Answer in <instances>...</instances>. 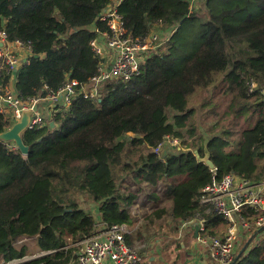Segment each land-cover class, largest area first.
Returning <instances> with one entry per match:
<instances>
[{
	"label": "trees",
	"instance_id": "obj_1",
	"mask_svg": "<svg viewBox=\"0 0 264 264\" xmlns=\"http://www.w3.org/2000/svg\"><path fill=\"white\" fill-rule=\"evenodd\" d=\"M106 2L0 0V28L9 40L32 44L16 74L20 98H43L67 78L85 84L97 75L90 43L106 29L99 21ZM202 2L197 10L187 0H124L127 32L144 37L158 29L162 47L129 80L102 83L97 100L75 97L54 114L53 128L23 132L26 156L0 141L1 258L27 256L14 244L33 238L55 252L19 264H68L71 246L91 236L97 220L132 227L130 209L141 197L149 210L165 202L144 216V226L199 218L204 234L219 235L226 222L200 203L212 172L194 152L204 156L205 138L218 177L264 181V0ZM202 114L219 121H198ZM8 125L0 113V133ZM167 137L181 146L163 149ZM251 239L233 264H264V240L249 246ZM126 240L132 247L133 238Z\"/></svg>",
	"mask_w": 264,
	"mask_h": 264
},
{
	"label": "built area",
	"instance_id": "obj_2",
	"mask_svg": "<svg viewBox=\"0 0 264 264\" xmlns=\"http://www.w3.org/2000/svg\"><path fill=\"white\" fill-rule=\"evenodd\" d=\"M123 1L107 0L99 14V21L104 23L106 29L103 32L96 30L97 36L90 43L92 51L100 58L97 75L85 84L67 78L56 91L49 92L43 98L22 99L18 96L15 90L16 74L32 56V44L11 41L6 31L0 28V113L8 118L7 129L19 122L25 111H30L27 130L50 127L51 122L55 126L54 114L68 107L75 97L95 101L99 98L102 83L127 81L138 74L141 64L161 46V36L158 29L144 37L129 34L125 20L119 13ZM200 2L202 0H187L191 9H197ZM255 87V84H251V89ZM166 140L170 145L177 144L168 137ZM12 148L16 147L12 145ZM211 172L210 182L201 190L200 203L210 207L226 222V230L220 237L204 235V221L199 218L182 222L181 230L197 227V242L208 248L210 261L207 264H233L238 228L246 233L264 230V181L255 183L232 173L218 177L214 170ZM126 226H107L97 220L94 233L71 246L76 251L68 264H141L140 253L127 243L129 232ZM28 239L20 238L14 246ZM54 252L41 250L28 259H25L27 256L13 260L0 257V264H19Z\"/></svg>",
	"mask_w": 264,
	"mask_h": 264
},
{
	"label": "rangeland",
	"instance_id": "obj_3",
	"mask_svg": "<svg viewBox=\"0 0 264 264\" xmlns=\"http://www.w3.org/2000/svg\"><path fill=\"white\" fill-rule=\"evenodd\" d=\"M203 8V2H200L197 10ZM204 11H199V16H202ZM162 47V46H161ZM159 47L158 50L161 48ZM195 102H198L197 100ZM205 113V111L203 112ZM204 120L205 123L213 124L219 121V118H205L202 114L198 121ZM222 125L228 124V120L223 119ZM135 136V135H131ZM176 141L177 144L173 146H181L180 142L176 139H170ZM163 149L169 150L173 146L166 142L162 145ZM170 151V150H169ZM146 200L141 197L137 200V204L134 207H131L130 212L132 218L136 220V223L132 227H127L129 232V237L133 238L132 247L140 252L142 257L141 264H182L184 260L192 256L195 251L196 245H198L193 236V232L190 228H183L174 226L168 219L164 221L156 222L149 227L144 226L143 221L144 216L150 214L155 209L161 208L165 202L158 204L156 207L151 205L149 210L150 203H146ZM82 206L88 210L93 217L97 216V207L92 204L90 201H86L82 197ZM240 244H238L236 252L238 253L243 245L246 242V239H242ZM25 247L27 249L28 259L35 254L41 252L36 244V239H28L21 243H17L16 247L21 248ZM183 246V247H182ZM24 259V260H25Z\"/></svg>",
	"mask_w": 264,
	"mask_h": 264
},
{
	"label": "water",
	"instance_id": "obj_4",
	"mask_svg": "<svg viewBox=\"0 0 264 264\" xmlns=\"http://www.w3.org/2000/svg\"><path fill=\"white\" fill-rule=\"evenodd\" d=\"M36 108H33L35 110ZM30 120V111H25L22 113L21 119L19 122L15 123L9 129L0 133V141L6 142L8 144H12L15 146L21 155L26 156L28 154V148L24 145L21 135L23 132L27 130L28 123ZM54 124L51 122L50 127L53 128ZM207 138L204 139V156L200 158L197 152H194V155L197 157L198 161L206 165L209 170H213L214 166L209 159V153L207 150ZM195 233L197 234V227H195Z\"/></svg>",
	"mask_w": 264,
	"mask_h": 264
},
{
	"label": "crops",
	"instance_id": "obj_5",
	"mask_svg": "<svg viewBox=\"0 0 264 264\" xmlns=\"http://www.w3.org/2000/svg\"><path fill=\"white\" fill-rule=\"evenodd\" d=\"M195 227L196 226H194L193 228H190V229L193 232V236H194L195 241L198 245H196L195 251L192 254V256L190 258H188L186 261L184 260V262L182 264H207L210 261L208 248L206 247V245L200 244L196 240L198 231L196 234L195 233ZM225 230H226V227L222 230V232L219 235H216V237L222 236V234ZM238 230H239V236H238L237 243H236V250H237L238 244H240V241H242L241 238L246 239V242L243 245V247L241 248V250H243L245 248L246 243L249 242L250 238H252V239H251V242L249 243V246H252L257 241L264 240V230L259 231V232H253V233H246V231H244L242 228H238ZM204 235H206V234H204Z\"/></svg>",
	"mask_w": 264,
	"mask_h": 264
}]
</instances>
